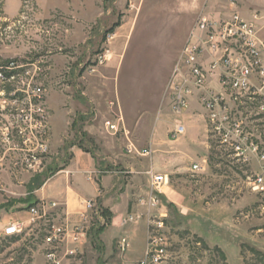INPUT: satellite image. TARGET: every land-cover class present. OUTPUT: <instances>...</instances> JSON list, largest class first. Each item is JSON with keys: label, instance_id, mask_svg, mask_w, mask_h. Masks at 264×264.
Masks as SVG:
<instances>
[{"label": "rangeland", "instance_id": "1", "mask_svg": "<svg viewBox=\"0 0 264 264\" xmlns=\"http://www.w3.org/2000/svg\"><path fill=\"white\" fill-rule=\"evenodd\" d=\"M211 3L0 0V65L38 63L41 72L34 75L43 88L49 124V150L40 169L0 164V264H55L47 258V231L69 218L58 202L43 200L57 207L30 225L33 205L28 202L42 201L36 193L70 165L73 150L81 145L99 169L88 178L100 185L105 177L107 193L95 201L81 242L68 236L57 247L59 264H140L155 237L150 217L162 215L165 229L159 233L167 250L162 264H264V193L252 185L257 160L245 163L212 130L199 97L198 108L191 100L187 111L176 112L172 104L169 86L182 65L181 54ZM107 51L109 60L100 64ZM210 80L208 89L224 93L229 103L231 123H239L243 135L264 147V116L257 101L229 88L222 91L218 76ZM178 125L185 133L174 138ZM196 163L203 170L194 171ZM155 176L165 182L155 185L160 201L150 205ZM83 185L93 189L87 179ZM99 200L103 207L108 200L121 209L125 229L144 224L146 238L141 232L132 239L125 232L98 235L101 227L110 226L96 212ZM131 215L143 218L125 223ZM17 221L27 229L6 237L4 229ZM123 238L125 250L119 247ZM141 248L143 256L133 254Z\"/></svg>", "mask_w": 264, "mask_h": 264}, {"label": "built area", "instance_id": "2", "mask_svg": "<svg viewBox=\"0 0 264 264\" xmlns=\"http://www.w3.org/2000/svg\"><path fill=\"white\" fill-rule=\"evenodd\" d=\"M236 2L230 0L233 5ZM261 19L255 14L253 20H247L239 13L219 20L200 18L181 54L182 65L177 67L169 87L173 91L172 104L176 112L187 111L191 99L198 94L202 106L208 112L212 130L235 149L242 161L248 163L257 160L259 168L252 179V185L255 191L264 193L263 144L243 135L239 123H231V109L224 93H217L207 87L210 77L218 76L222 91L229 88L238 96L255 99L264 116V37L260 35L261 30L257 24ZM109 56L110 52H105L99 63L108 61ZM37 72H41L38 63L15 60L0 65V164L24 163L40 169L47 160L49 146L45 135L49 130L48 113L43 88L36 85L38 78L34 74ZM8 117L12 123H5ZM115 128L112 126V129ZM184 133L185 128L178 125L172 136L175 138ZM231 135L236 140L234 143H230ZM193 170H203L202 165L194 164ZM153 178L154 187L149 193V203L160 201L155 185L160 186L165 182L161 176ZM82 206L79 222L72 224L67 220L58 225L52 224L47 231L45 240L51 247L47 258L55 264H59L57 247L65 243L68 236L73 238V242L80 243V237L88 230L96 202L86 200ZM55 207L56 203L43 200L30 207V225L45 219ZM96 212L99 213V210ZM142 218L143 215H137L136 218L131 215L125 223H134ZM150 218L149 226L155 237L151 239L146 257L140 264H162L167 250L165 239L159 231L165 229V217ZM27 227L25 223L17 222L6 227L4 233L6 237L19 236ZM119 247L121 250L126 249V238L120 241Z\"/></svg>", "mask_w": 264, "mask_h": 264}, {"label": "crops", "instance_id": "3", "mask_svg": "<svg viewBox=\"0 0 264 264\" xmlns=\"http://www.w3.org/2000/svg\"><path fill=\"white\" fill-rule=\"evenodd\" d=\"M208 9V15L206 17L215 20L228 18L233 12L239 13L247 20H253L254 15L258 14L262 19L257 24L261 30L260 35L264 37V0H237L234 5L230 3V0H212L211 6ZM191 100L193 102V108H198V94ZM73 154V160L70 165L65 170L50 178L38 193H36V196L38 201L50 200L58 202L61 208H63L62 210L67 214L69 221L76 223L78 221V214L81 211V203L87 199L97 201L102 194L107 193V189L105 177L100 178L99 185L95 180H90L87 176L90 173L99 172L94 157L89 152L76 148L73 150ZM85 179L91 182L93 186L92 190L84 187L83 181ZM104 207L111 211L113 218L108 230L102 235H106L108 231H111L112 236L125 232L132 239L141 232L143 239L146 238V226L144 224L137 227L129 226L125 229L124 224H122L124 215L121 209L108 203V200H104ZM19 214L21 213H17L16 215ZM17 219L18 221H24L25 218L18 216ZM219 248L222 250V247ZM222 251L226 252L225 249ZM143 253L144 248H141L133 254L143 256Z\"/></svg>", "mask_w": 264, "mask_h": 264}, {"label": "trees", "instance_id": "4", "mask_svg": "<svg viewBox=\"0 0 264 264\" xmlns=\"http://www.w3.org/2000/svg\"><path fill=\"white\" fill-rule=\"evenodd\" d=\"M79 147H80L82 150H84V148H83L82 145L79 146ZM84 151H85V152H88V151H86V150H84ZM101 202H102V201L99 200V212H100V215H101L102 217H105V218L107 219V223L110 225V224L112 223L113 214L111 213L110 210H108V209H106L105 207H103L102 204H101ZM36 203H37L36 201L31 202L30 200H29V202H28L29 206H32V205H34V204H36ZM170 207H172V205H171ZM104 231H105V227L103 226V227H101V228L98 230V235L103 234Z\"/></svg>", "mask_w": 264, "mask_h": 264}]
</instances>
